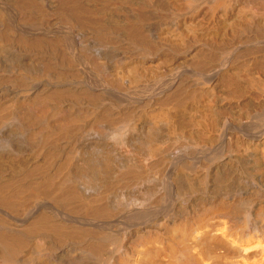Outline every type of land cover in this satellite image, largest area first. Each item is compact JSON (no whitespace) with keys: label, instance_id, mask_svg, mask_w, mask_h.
Instances as JSON below:
<instances>
[{"label":"bare ground","instance_id":"6f19581e","mask_svg":"<svg viewBox=\"0 0 264 264\" xmlns=\"http://www.w3.org/2000/svg\"><path fill=\"white\" fill-rule=\"evenodd\" d=\"M0 264H264V0H0Z\"/></svg>","mask_w":264,"mask_h":264}]
</instances>
